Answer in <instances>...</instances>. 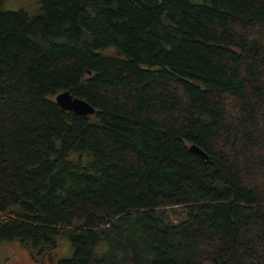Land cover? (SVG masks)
Returning a JSON list of instances; mask_svg holds the SVG:
<instances>
[{"label":"trees","instance_id":"1","mask_svg":"<svg viewBox=\"0 0 264 264\" xmlns=\"http://www.w3.org/2000/svg\"><path fill=\"white\" fill-rule=\"evenodd\" d=\"M9 242L37 264H264V0H0Z\"/></svg>","mask_w":264,"mask_h":264},{"label":"rangeland","instance_id":"2","mask_svg":"<svg viewBox=\"0 0 264 264\" xmlns=\"http://www.w3.org/2000/svg\"><path fill=\"white\" fill-rule=\"evenodd\" d=\"M31 0H5L7 10H17L29 7ZM170 215H172L170 213ZM66 245H62L56 253L62 255L65 253ZM62 252V254H60ZM69 254V253H68ZM65 257H67V255ZM64 258V257H60ZM41 263L51 264L46 256L41 260ZM0 264H37L31 260L27 251L16 242L0 244Z\"/></svg>","mask_w":264,"mask_h":264},{"label":"water","instance_id":"3","mask_svg":"<svg viewBox=\"0 0 264 264\" xmlns=\"http://www.w3.org/2000/svg\"><path fill=\"white\" fill-rule=\"evenodd\" d=\"M54 100L56 104L64 111H72L76 115L87 116L94 114V109L88 105L85 101L73 98L68 91L58 93ZM196 153L203 155V153L197 148L191 147Z\"/></svg>","mask_w":264,"mask_h":264}]
</instances>
